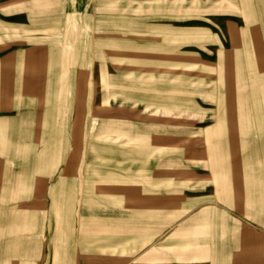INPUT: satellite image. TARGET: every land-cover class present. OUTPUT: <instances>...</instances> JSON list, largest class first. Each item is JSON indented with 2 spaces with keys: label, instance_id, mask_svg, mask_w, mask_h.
Wrapping results in <instances>:
<instances>
[{
  "label": "rangeland",
  "instance_id": "374dc122",
  "mask_svg": "<svg viewBox=\"0 0 264 264\" xmlns=\"http://www.w3.org/2000/svg\"><path fill=\"white\" fill-rule=\"evenodd\" d=\"M10 1L0 53L46 21L62 113L52 150H0V264H234L226 225L264 237V0Z\"/></svg>",
  "mask_w": 264,
  "mask_h": 264
},
{
  "label": "crops",
  "instance_id": "0c3cea01",
  "mask_svg": "<svg viewBox=\"0 0 264 264\" xmlns=\"http://www.w3.org/2000/svg\"><path fill=\"white\" fill-rule=\"evenodd\" d=\"M62 2V0H38L31 3V8H50L52 5L55 8L57 6L61 8ZM7 6L16 8L23 7L25 4L22 5L21 0H12ZM46 23L36 18L28 22V27H22L20 20L8 23L7 27L17 34L27 35L23 37L20 35L0 53L1 151L7 148L8 151L25 153L31 151L30 147L33 146L36 147L35 150L43 146V150L47 151L60 144L57 143V136L60 135L58 132L61 121L57 122L56 117L57 114L61 115L62 110L61 107H56L57 101L53 94L57 88H62V80L56 79L54 69L55 50L58 46L56 42H51L40 35L46 29L43 27L47 25ZM228 35L231 41L237 39L236 35L233 36V33L229 31ZM217 39L220 41L218 37ZM232 53L239 55L240 50L232 51ZM246 56H253L256 59V56L259 58L260 54L254 50V52H248ZM261 57H264L263 54ZM259 66L263 69V64ZM248 71L259 70L254 68ZM26 166L28 165H22V167ZM223 231L228 232L226 239L232 244L230 249H241V252L231 254L234 264H254L255 259L263 256L264 237L258 235L255 230L240 227L235 223L233 226L226 225ZM259 231L264 233V229ZM255 240H261L263 244L260 243L258 246ZM247 249L252 252L245 254ZM247 256L252 257L247 258Z\"/></svg>",
  "mask_w": 264,
  "mask_h": 264
}]
</instances>
